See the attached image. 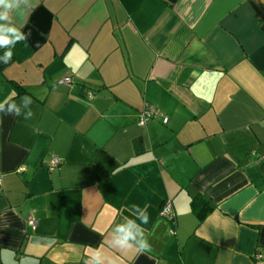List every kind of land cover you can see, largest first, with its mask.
<instances>
[{
	"label": "crops",
	"instance_id": "obj_1",
	"mask_svg": "<svg viewBox=\"0 0 264 264\" xmlns=\"http://www.w3.org/2000/svg\"><path fill=\"white\" fill-rule=\"evenodd\" d=\"M8 16L30 35L0 47V264H264V0H20ZM131 221L143 237L122 246Z\"/></svg>",
	"mask_w": 264,
	"mask_h": 264
},
{
	"label": "clouds",
	"instance_id": "obj_2",
	"mask_svg": "<svg viewBox=\"0 0 264 264\" xmlns=\"http://www.w3.org/2000/svg\"><path fill=\"white\" fill-rule=\"evenodd\" d=\"M31 2V0H29ZM20 7V0H0V8L4 9V11H0V20H8L9 16L8 13L10 10L14 8ZM35 5L33 6V8ZM26 11V10H25ZM29 34H25L24 32H21L19 28L15 26H5L3 24H0V47L5 46L9 43H15L16 41L21 40H27ZM13 53L9 50L5 53V56L3 58L4 63L7 64L9 60H11ZM23 99L26 100L25 107H27L28 104L31 103L30 97H27L26 95L23 97ZM4 105L0 104V112H4ZM6 114H15L17 116L20 115V109L15 104H11L8 106ZM33 115L31 109L24 115L25 119L31 118ZM133 207H138L137 205H133ZM141 222L143 224L148 223L149 215L148 212L145 211L141 217ZM135 229V230H134ZM121 231V245H126L130 240H136L137 235L139 234L141 237H143V231L139 230V226L135 224V221H131L129 225L124 226L120 229ZM138 247L140 252H146L150 250L151 245L148 243L146 238H143L138 241ZM97 264H99V260L97 259Z\"/></svg>",
	"mask_w": 264,
	"mask_h": 264
},
{
	"label": "built area",
	"instance_id": "obj_3",
	"mask_svg": "<svg viewBox=\"0 0 264 264\" xmlns=\"http://www.w3.org/2000/svg\"><path fill=\"white\" fill-rule=\"evenodd\" d=\"M59 84H69L71 83V79L70 78H67V79H62L60 81H58ZM87 94L90 96L91 95V92L90 91H87ZM155 112L154 111H151V110H145L141 113L140 115V124L147 118V117H150L152 115H154ZM163 121L166 122L167 121V118H163ZM60 158L59 157H56V156H53L51 157L49 163H48V166L50 169H53L54 167H56L57 165L60 164ZM160 215L164 218H166L167 220H172L173 219V211H172V205L170 203V201H165L161 207V210H160ZM35 219L32 218V216H28L27 217V223L32 227L34 228L35 227Z\"/></svg>",
	"mask_w": 264,
	"mask_h": 264
},
{
	"label": "trees",
	"instance_id": "obj_4",
	"mask_svg": "<svg viewBox=\"0 0 264 264\" xmlns=\"http://www.w3.org/2000/svg\"><path fill=\"white\" fill-rule=\"evenodd\" d=\"M17 87V86H16ZM18 89H22V88H19V87H17ZM48 168H49V166H48ZM50 169V168H49ZM205 200H203V201H201V199H200V197H194L193 199H192V201H191V205H192V209L195 211V212H198L199 211V206L201 205V204H205ZM211 208V206H208L207 208L205 207V205H204V207L200 210V211H203V214H199V216H200V220H202L203 218H204V215H205V213H207L208 211H209V209ZM170 222H172V223H174L173 221H174V217H173V219L172 220H169Z\"/></svg>",
	"mask_w": 264,
	"mask_h": 264
}]
</instances>
